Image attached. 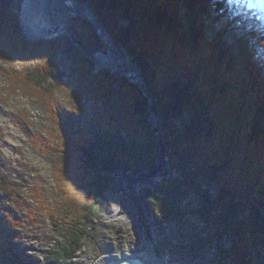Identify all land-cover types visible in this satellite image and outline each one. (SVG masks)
Here are the masks:
<instances>
[{
    "label": "trees",
    "instance_id": "16d2710c",
    "mask_svg": "<svg viewBox=\"0 0 264 264\" xmlns=\"http://www.w3.org/2000/svg\"><path fill=\"white\" fill-rule=\"evenodd\" d=\"M82 1L132 56L158 96L171 173L147 189L149 201L164 208L168 217L184 219L189 212L179 205L195 191L199 204L191 211L217 227L215 237L199 238L200 245L218 239V254L232 258L233 264H264L259 251L264 244V77L249 68L240 76L241 62L223 55L220 43L200 32L207 26L198 14L208 17L215 6L226 8V0H182L187 10L181 23L173 18L178 11L172 0H165L164 7L160 0ZM21 5L22 0H0V51L12 53V61L21 67L1 72L12 87L32 89L52 123L43 136L16 119L51 162L62 192V201L54 204L46 203V191L39 192L45 200L40 207L54 221L57 235L60 231L65 238L52 248L48 264H57L59 257H73L82 248L110 175L152 168L160 144L140 87L126 76L95 68L62 38L29 40L22 30ZM86 28L93 43L86 46L100 51L102 39L90 25ZM64 49L73 59L67 90L97 103L91 125L56 100L62 83L54 62ZM7 168L0 148V257L9 264H27L16 255L14 240L17 227L30 223L38 211ZM204 180L217 189L214 198L203 188ZM48 236L43 240H54Z\"/></svg>",
    "mask_w": 264,
    "mask_h": 264
},
{
    "label": "rangeland",
    "instance_id": "374dc122",
    "mask_svg": "<svg viewBox=\"0 0 264 264\" xmlns=\"http://www.w3.org/2000/svg\"><path fill=\"white\" fill-rule=\"evenodd\" d=\"M160 1L163 7L166 6L165 0ZM172 3L175 11H178L177 14L174 13L173 18L181 23L187 9L182 0H172ZM225 5L224 9L215 6L216 12L210 10L211 15L208 17L203 13L198 14L199 19L207 26L200 27V32L205 33L208 41L220 43L223 55L241 62L240 76L242 71L249 68L254 74H258L255 72L257 71L264 77V43L261 40L264 35V8H251L254 13L249 14L248 11L238 9L236 5L229 6L227 2ZM21 6L23 33L33 42L41 39L49 42L62 38L69 47L82 52L74 43L69 29L89 47L93 43L86 26L90 25L103 41L102 49L95 52L97 60L92 61L95 68L107 69L114 76H126L137 84L147 99L149 112L151 111V99L145 83L141 80L144 75L127 50L108 34L103 21L94 14L89 4L82 0H22ZM57 19L61 22V28L57 27ZM239 41L243 43L240 44ZM65 49L56 55L54 62V70L59 74L62 83L56 90V100L77 117L83 118L86 124L91 125L97 103L74 97L67 90L66 84L71 80L73 59ZM11 54L0 51V148L3 160L7 163L8 176L23 184L25 196L36 212L38 211L36 216L31 217L30 223L17 227L19 233L14 240L15 252L27 264H48L51 252H54L52 248L61 246L65 238L59 235L60 231L57 235L54 221L40 207L45 200L39 192L46 191L47 204L61 202L62 192L56 187L51 162L34 147L16 119L25 123L33 133H41L43 136H47L52 123L37 97L33 95V90L22 85L12 87L11 80L1 72V69L21 70L17 62L12 61ZM82 55L87 57L83 52ZM98 56L102 62H98ZM150 119L160 144L151 114ZM161 156L160 144V157L152 168L134 172L119 170L110 175L109 181L106 182L104 202L82 248L73 257H59L57 264H100L111 258H120L123 254L140 257L152 264L160 260L158 256L165 258L169 264L176 263L178 259L193 264H233L232 258H222L218 254V239L208 245H200L199 238L214 236L217 227L191 211L199 204L195 191L192 190L179 205L182 210L189 212L184 219L168 217L164 208L154 206L149 201L147 189L160 181V172L168 171V158L165 164ZM202 184L214 198L217 190L215 186L205 180ZM1 206L0 204L2 213ZM45 235L54 240L47 243L43 240ZM225 244L230 246L229 242ZM259 251L264 258V244L260 246ZM0 264L9 263L0 257Z\"/></svg>",
    "mask_w": 264,
    "mask_h": 264
},
{
    "label": "water",
    "instance_id": "95a60500",
    "mask_svg": "<svg viewBox=\"0 0 264 264\" xmlns=\"http://www.w3.org/2000/svg\"><path fill=\"white\" fill-rule=\"evenodd\" d=\"M69 30H70V33H71V36L73 38L74 43H76L80 47L82 52L91 61H96L97 56L95 55V52L91 51L84 44V42L82 40L78 39L71 29H69ZM141 80L145 83V85L147 87V90H148V96L151 99V102H150V107H151L150 114H151V118H152L153 122L156 124V133H157V135H158V137L160 139V144H161V147H162L161 159L164 161L165 164H167V156H166L165 150H164L163 118H162V116L160 114V110H159V108L157 106V101H158L157 94H156L155 90L153 89V85L150 83V81H149V79H148V77L146 75L141 76ZM167 167H168V171L160 172L161 178L165 177V176H167V175H169L171 173L170 166H167ZM141 215H142V213H141ZM146 228H147V223H146ZM147 231H148V228H147ZM100 264H152V263L146 262L145 260H142L139 257L129 256V257H125V258L109 259V260H107V261H105L103 263H100Z\"/></svg>",
    "mask_w": 264,
    "mask_h": 264
},
{
    "label": "snow or ice",
    "instance_id": "6c2138e0",
    "mask_svg": "<svg viewBox=\"0 0 264 264\" xmlns=\"http://www.w3.org/2000/svg\"><path fill=\"white\" fill-rule=\"evenodd\" d=\"M231 5H236L238 9H251L257 6L264 8V0H226Z\"/></svg>",
    "mask_w": 264,
    "mask_h": 264
},
{
    "label": "bare ground",
    "instance_id": "6f19581e",
    "mask_svg": "<svg viewBox=\"0 0 264 264\" xmlns=\"http://www.w3.org/2000/svg\"><path fill=\"white\" fill-rule=\"evenodd\" d=\"M52 7H53V5H52ZM244 11H248V13L249 14H251V13H254V11L253 10H251V9H243ZM247 21L249 22V20L247 19ZM57 27L58 28H61V22H60V20L59 19H57ZM54 28V27H53ZM261 59V58H260ZM97 60V59H96ZM98 62H102V60L100 59V56H98ZM140 209L142 210V208L140 207ZM146 216V215H145ZM144 216V217H145ZM146 218V217H145ZM129 256H131V255H127V254H123V256L122 257H120V258H125V257H129ZM158 257H160V260L158 261V262H156V263H154V264H169V261H167L165 258H163V257H161V256H158ZM140 258V257H139ZM184 258H186L185 256H184ZM111 259H113V258H111ZM114 259H116V258H114ZM178 262V264H193V263H187V262H185V261H180V259H178L177 261H176V263ZM176 263H174V264H176Z\"/></svg>",
    "mask_w": 264,
    "mask_h": 264
}]
</instances>
